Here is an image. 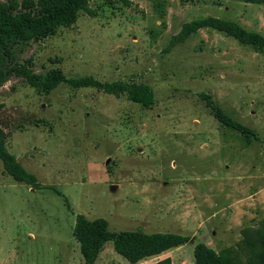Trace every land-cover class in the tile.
Returning a JSON list of instances; mask_svg holds the SVG:
<instances>
[{"label": "rangeland", "instance_id": "1", "mask_svg": "<svg viewBox=\"0 0 264 264\" xmlns=\"http://www.w3.org/2000/svg\"><path fill=\"white\" fill-rule=\"evenodd\" d=\"M209 16L264 36V0H90L23 45L14 66L148 85L155 104L64 82L46 90L11 70L0 136L36 183L16 181L0 159V264H85L79 213L114 232L188 237L144 264H194L199 243L246 260L244 240H256L264 218V49L210 27L172 44L185 22ZM206 96L252 129L249 140ZM101 252L98 264L128 261Z\"/></svg>", "mask_w": 264, "mask_h": 264}, {"label": "trees", "instance_id": "2", "mask_svg": "<svg viewBox=\"0 0 264 264\" xmlns=\"http://www.w3.org/2000/svg\"><path fill=\"white\" fill-rule=\"evenodd\" d=\"M89 1L23 0L20 3L17 0H0V84L8 79L11 70H17L31 85L46 90H52L63 82L75 88L93 86L117 95L126 92L134 102L147 108L153 106L155 96L148 85L123 82L101 83L91 77L68 78L57 73L39 76L25 66L12 65L17 61V53L23 45L49 35L62 22L75 18L78 11H88ZM205 27L224 32L242 44L264 49V36L261 33L248 29L238 21L215 16L185 22L180 31L173 36L172 44L184 41L189 35ZM206 99L213 114L223 125L243 133L248 138V135L252 133L251 128L226 115L222 109L214 105L209 96H206ZM0 159L5 170L16 181L36 183V176L28 172L17 157L7 149L3 136H0ZM108 226V221L103 217L91 220L82 213L76 215L73 235L80 244L85 264H95L107 242H112L116 252L123 255L130 263L136 264L142 259L159 255L188 240L187 236L176 233L114 232L110 231ZM244 245L248 249V255L246 260L241 262L231 248L218 253L206 244L199 243L194 249V264H264V218L260 223L256 240H252L247 235Z\"/></svg>", "mask_w": 264, "mask_h": 264}, {"label": "crops", "instance_id": "3", "mask_svg": "<svg viewBox=\"0 0 264 264\" xmlns=\"http://www.w3.org/2000/svg\"><path fill=\"white\" fill-rule=\"evenodd\" d=\"M107 244H109V243H107ZM107 244L105 245L106 247H104V249L102 250V252H101V255H103V254H105V252H106V254H107V256H106V260H108V261H116V259H117V261H119V256H117V255H115L114 254V252H113V249H114V247H113V249H111V247L108 245V247H107ZM98 261L99 260H97L96 261V263L95 264H98ZM124 263L123 264H132V263H130V262H125V261H123ZM146 261H139L138 263H136V264H144Z\"/></svg>", "mask_w": 264, "mask_h": 264}, {"label": "water", "instance_id": "4", "mask_svg": "<svg viewBox=\"0 0 264 264\" xmlns=\"http://www.w3.org/2000/svg\"><path fill=\"white\" fill-rule=\"evenodd\" d=\"M20 159H18V161H19Z\"/></svg>", "mask_w": 264, "mask_h": 264}]
</instances>
